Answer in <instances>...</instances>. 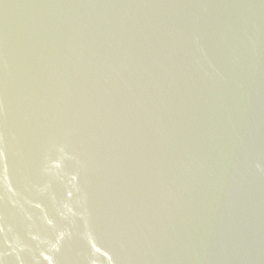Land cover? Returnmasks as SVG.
<instances>
[{
	"label": "water",
	"instance_id": "1",
	"mask_svg": "<svg viewBox=\"0 0 264 264\" xmlns=\"http://www.w3.org/2000/svg\"><path fill=\"white\" fill-rule=\"evenodd\" d=\"M0 264H264V0H0Z\"/></svg>",
	"mask_w": 264,
	"mask_h": 264
}]
</instances>
